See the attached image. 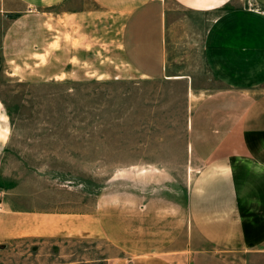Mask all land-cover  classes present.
Wrapping results in <instances>:
<instances>
[{"label": "crops", "instance_id": "0c3cea01", "mask_svg": "<svg viewBox=\"0 0 264 264\" xmlns=\"http://www.w3.org/2000/svg\"><path fill=\"white\" fill-rule=\"evenodd\" d=\"M89 1L116 20L120 54L141 77L182 79L171 59L198 54L220 84L190 114L195 184L177 211L155 209L154 199L135 192L128 215L120 195L116 223L109 206L94 201L85 211L21 207L0 179V249L15 240H106L120 253L110 264H231L264 249V0ZM82 7L79 0H0V69L29 68L50 80L62 75L82 40L64 27L94 19L95 10ZM2 110L0 99L7 120ZM8 135H0V157ZM175 217L184 236L178 252L171 248Z\"/></svg>", "mask_w": 264, "mask_h": 264}, {"label": "rangeland", "instance_id": "374dc122", "mask_svg": "<svg viewBox=\"0 0 264 264\" xmlns=\"http://www.w3.org/2000/svg\"><path fill=\"white\" fill-rule=\"evenodd\" d=\"M79 2L95 10L94 19L64 27L82 40L62 75L50 80L35 78L29 68L0 69L2 113L8 115L0 113V135L9 130L0 179L25 208L85 211L94 201L95 207L109 206L105 211L118 223L120 195L129 215L138 192L154 199L155 209H182L199 169L188 152L190 114L220 84L198 54L171 59L182 79L141 77L120 54L116 20L89 0ZM174 225L171 248L178 252L182 218L175 217ZM119 256L106 240H15L0 249V264H110ZM231 260L264 264V249Z\"/></svg>", "mask_w": 264, "mask_h": 264}]
</instances>
